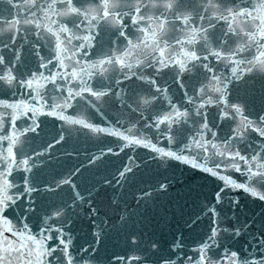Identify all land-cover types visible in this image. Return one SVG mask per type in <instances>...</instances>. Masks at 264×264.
I'll list each match as a JSON object with an SVG mask.
<instances>
[{
    "label": "snow or ice",
    "instance_id": "snow-or-ice-1",
    "mask_svg": "<svg viewBox=\"0 0 264 264\" xmlns=\"http://www.w3.org/2000/svg\"><path fill=\"white\" fill-rule=\"evenodd\" d=\"M0 264H264V0H0Z\"/></svg>",
    "mask_w": 264,
    "mask_h": 264
}]
</instances>
